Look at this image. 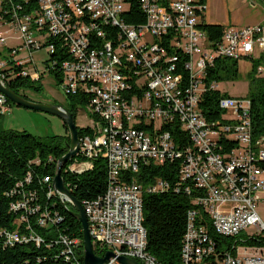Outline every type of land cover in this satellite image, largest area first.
I'll return each instance as SVG.
<instances>
[{
    "label": "built area",
    "instance_id": "2783aa9c",
    "mask_svg": "<svg viewBox=\"0 0 264 264\" xmlns=\"http://www.w3.org/2000/svg\"><path fill=\"white\" fill-rule=\"evenodd\" d=\"M137 1L145 18L133 22L127 20L135 16L132 0H0L1 77H39L28 67L30 60L14 58L22 48L45 46L50 54L46 66L58 61L55 52L68 53L61 60L60 85L66 94L84 97L93 132L79 135V150L62 174L89 169L97 158L107 163L105 191L81 200L96 253L113 251L104 264H122L121 255L161 264L147 249L143 196L171 183L162 177L144 183L135 173L150 161L175 158L181 160L176 188L197 192L188 210L181 264H264V131H255L248 94H231L219 87L221 80L207 79L219 56L253 57L257 46L260 56L264 25H225L213 44L203 28L207 0ZM10 37L18 41L10 44ZM257 72L264 75V63ZM218 89L221 113L214 116L210 109L209 117L202 102ZM11 110V100L0 90V117ZM184 133L189 143L182 140ZM46 162L56 165V173L59 158L50 154ZM34 172L32 165L6 192L13 197L10 209L19 214L16 220L27 224L25 230L0 227V247L44 240L28 220L40 206L38 189L29 186ZM54 175L40 178L47 195L71 208L69 196L55 188ZM63 178L72 191L71 181ZM63 219L59 210L52 215L46 209L38 222ZM250 226L255 231H247ZM82 240L60 230L53 242L61 243L66 259L86 264L78 258Z\"/></svg>",
    "mask_w": 264,
    "mask_h": 264
},
{
    "label": "trees",
    "instance_id": "16d2710c",
    "mask_svg": "<svg viewBox=\"0 0 264 264\" xmlns=\"http://www.w3.org/2000/svg\"><path fill=\"white\" fill-rule=\"evenodd\" d=\"M13 1L25 3V0ZM31 6L32 2L26 5L25 8L30 9ZM132 9L135 16L127 17L128 21L144 20L145 15L137 0H132ZM203 28L207 31L213 44H216L223 35L225 25L206 21L203 23ZM66 56H68V53L59 51L56 54L55 52L53 57L57 58L58 61L54 65H47L59 83L62 80L61 60ZM249 58L252 59V67L249 70L250 88L248 95L253 101L252 117L255 131L259 133L264 131V75H257V67L259 64L264 63V52L257 58L251 56ZM10 61L15 62L14 58H10ZM15 67L19 71L23 65ZM1 74L2 69L0 68ZM41 77V73L37 78L32 77L30 74L15 73L6 75L4 80L16 92L24 95L21 92L23 88L42 89ZM239 77V59L228 56L217 57L213 65L209 67L207 75L209 81L214 79L223 81ZM220 93L219 89L214 90L209 95L207 94V99L202 102L209 117L210 109L214 112V116H219L221 113L217 105ZM66 98L68 104L64 105L72 111L76 118L79 104H86V100L82 95L72 93H67ZM65 125L68 127L66 121ZM78 128L79 135L93 132L90 125H78ZM170 128L172 129V127ZM182 140H184V143L190 142L185 133ZM69 141V133L65 135L55 134L43 138L26 129H15L0 125V227L25 230L27 223L16 220L19 214L10 209L13 197L7 195L6 192L15 186L17 181L24 179L29 167L34 165L35 172L29 186L38 189L37 201L40 206L36 211L29 213L28 220L32 228L44 239L40 244L30 240L23 243L18 242L14 245L1 246L0 264H78L72 259H66L65 255L61 253V243H54L53 240L60 230L74 232L75 235L83 238L82 222L70 212L69 209L72 208H66L62 203L56 202L57 197L55 195L48 196L47 185L40 180L44 174H55L56 165L46 162L48 155L53 154L59 158L68 150ZM37 157L41 159L39 163H29ZM73 159H70L69 162ZM180 161L179 158L167 160L163 163L150 161L142 165L140 170L135 173V178L144 183L153 181L157 177H162L171 183V186L165 190L146 192L143 196V222L147 229V249L155 255L161 264H181L182 242L187 227L188 210L194 204L193 198L197 193L194 189L187 192L184 188H176L180 181ZM63 174L67 181H71L72 193L80 200L96 196L104 192L107 187L108 168L103 158L95 159L93 167L82 172L63 170ZM188 183H191V181L188 180ZM46 209L52 215L56 210H59L64 215L63 221L56 224L41 225L38 220ZM83 250V244L80 243L78 249L80 260L84 257ZM95 250L99 251L98 246Z\"/></svg>",
    "mask_w": 264,
    "mask_h": 264
},
{
    "label": "rangeland",
    "instance_id": "374dc122",
    "mask_svg": "<svg viewBox=\"0 0 264 264\" xmlns=\"http://www.w3.org/2000/svg\"><path fill=\"white\" fill-rule=\"evenodd\" d=\"M210 9L214 13V19L224 18L227 12L235 15L240 25L258 24L264 25V0H229L227 6L224 0H210ZM10 44L18 41L16 37L8 39ZM260 48L257 46L253 57H259ZM32 54V55H30ZM50 56L45 46L30 51L22 48L14 55V58L30 60L27 62L31 71L41 73L42 89L23 88L21 92L28 98L35 101L55 102L68 104L66 93L57 82L53 72H50L46 66L45 59ZM252 67L251 58H243L239 60L240 77L236 79H226L220 82L219 87L227 92L235 95L248 94L250 88L249 70ZM257 75H261L257 72ZM91 115L85 103L79 104L76 115V122L79 125L91 126ZM0 125L3 127H11L15 129H26L40 137H47L55 134L69 133L65 120L58 114L46 112L39 109L25 107L23 105L13 103L10 113L1 116ZM71 208H76L73 203L68 202ZM260 212L264 216V209L260 208ZM255 227H248L247 231H255Z\"/></svg>",
    "mask_w": 264,
    "mask_h": 264
},
{
    "label": "water",
    "instance_id": "95a60500",
    "mask_svg": "<svg viewBox=\"0 0 264 264\" xmlns=\"http://www.w3.org/2000/svg\"><path fill=\"white\" fill-rule=\"evenodd\" d=\"M0 90L3 91L11 101L23 105L25 107L39 109L46 112H51L60 115L67 123L70 134V141L68 143V150L59 157V168L54 175V186L60 192H64L70 198L75 209H69L70 212L82 222L83 227V245H84V261L86 264H104L110 256L113 255L112 250H107L104 255L96 253L90 234L89 223L83 204L64 182L62 168L64 164L79 150V128L76 118L71 110H69L63 103L42 102L32 100L21 93L16 92L12 87L4 82L0 75ZM122 264H141L137 259L121 255L119 257Z\"/></svg>",
    "mask_w": 264,
    "mask_h": 264
},
{
    "label": "crops",
    "instance_id": "0c3cea01",
    "mask_svg": "<svg viewBox=\"0 0 264 264\" xmlns=\"http://www.w3.org/2000/svg\"><path fill=\"white\" fill-rule=\"evenodd\" d=\"M229 0H224L226 6ZM208 2V9H207V13H206V21L207 22H213V23H221L224 25H228V24H236V25H240V22L236 20L235 15H232L231 13L227 12L224 16V18L222 19H214V13L213 11H211L210 9V0H207Z\"/></svg>",
    "mask_w": 264,
    "mask_h": 264
}]
</instances>
